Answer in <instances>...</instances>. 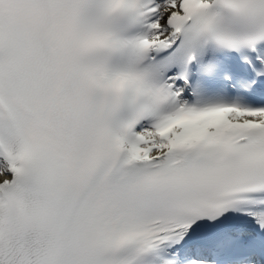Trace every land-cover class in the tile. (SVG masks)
<instances>
[{"label": "snow or ice", "instance_id": "snow-or-ice-1", "mask_svg": "<svg viewBox=\"0 0 264 264\" xmlns=\"http://www.w3.org/2000/svg\"><path fill=\"white\" fill-rule=\"evenodd\" d=\"M0 264H264V0H0Z\"/></svg>", "mask_w": 264, "mask_h": 264}]
</instances>
